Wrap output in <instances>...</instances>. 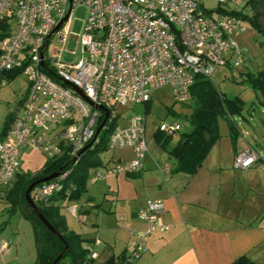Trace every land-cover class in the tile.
<instances>
[{
    "label": "built area",
    "instance_id": "obj_1",
    "mask_svg": "<svg viewBox=\"0 0 264 264\" xmlns=\"http://www.w3.org/2000/svg\"><path fill=\"white\" fill-rule=\"evenodd\" d=\"M205 1L0 0V34L5 33L0 39V73L21 71L26 77L19 113L6 137L0 139V198L20 172L23 150L37 151L47 159L67 151L71 168L33 189L30 197L36 203H47L62 191L63 180L79 162L84 147L91 143L92 149L98 142L94 135L102 110L97 106L110 117L101 129L109 131L107 149H129L134 160L95 169L88 183L140 172L148 151L145 115L132 117L126 126L112 127L114 108L144 106L151 102L152 92L164 88L170 90L175 103L188 105L189 88L196 77L210 80L218 68L234 69L245 63V50L232 36L246 27L241 19L228 15L234 11L224 9L236 0H212L217 3L214 10H207ZM79 5L88 12L76 38L80 58L63 62L57 49L47 54L48 46L54 36L65 42L74 8ZM157 129L167 135L182 131L177 123L161 124ZM260 160L247 147L236 154L234 168L248 169ZM75 208L67 209L73 213ZM162 212L159 200H147L137 211L144 228L135 233L133 247L119 264H134L146 252L147 239L167 231L158 220ZM86 250L94 259L90 248Z\"/></svg>",
    "mask_w": 264,
    "mask_h": 264
},
{
    "label": "crops",
    "instance_id": "obj_2",
    "mask_svg": "<svg viewBox=\"0 0 264 264\" xmlns=\"http://www.w3.org/2000/svg\"><path fill=\"white\" fill-rule=\"evenodd\" d=\"M260 22L264 28V16ZM232 39L245 50V72L264 68L263 38L246 29ZM217 127L219 138L194 175L171 173L175 162L166 150L174 146V134L166 149L153 139L146 140L148 151L140 172L109 176L95 184L87 181L80 200L55 203L67 228L84 239L83 246L95 255L94 264H105L133 247L135 233L144 228L136 213L147 200L161 201L163 212L158 220L167 231L150 236L146 252L134 264H232L241 256L264 264V159L260 157L248 169H235L236 154L251 147L247 133L237 127L234 151L226 122L218 119ZM99 158L102 166L90 169L88 177L116 161H133L134 153L107 149ZM44 163L35 168L41 169ZM72 206H76L73 213L67 209ZM6 207L0 206V225L5 222L2 212ZM22 220L21 215L14 224L7 220L0 231V264H35L33 231Z\"/></svg>",
    "mask_w": 264,
    "mask_h": 264
},
{
    "label": "trees",
    "instance_id": "obj_3",
    "mask_svg": "<svg viewBox=\"0 0 264 264\" xmlns=\"http://www.w3.org/2000/svg\"><path fill=\"white\" fill-rule=\"evenodd\" d=\"M250 14L243 12H229L246 22L251 29L264 39V28L260 22L264 16V0H247L246 6ZM5 37V33L0 34V39ZM21 71H7L0 73V88L5 82L13 81ZM242 83H246L253 91L258 104L264 108V70L256 72H245L241 74ZM190 102L188 107L191 112L188 116L190 131L177 132V140L171 149L166 150L170 159L175 162L171 173L183 172L188 175H194L201 167L203 160L208 152L219 138L217 121L222 119L226 122L229 130V137L232 147L236 151V144L239 137V131L235 123V118H241L244 110V102L239 97L226 98L220 93L210 80L204 77H196L194 83L189 88ZM151 102L144 104L145 112L149 110ZM108 112V111H107ZM15 112H10L2 125L0 136L7 134ZM106 118L105 111H100L98 126ZM117 116L112 121V127L115 125ZM101 132H109L105 129ZM99 134L97 138L99 137ZM171 135L164 134L157 129L153 135L154 141L163 149H166ZM104 140V143H103ZM107 150V139L102 137L98 142L80 154L79 162L72 168L71 172L64 180L62 191L51 197L47 203H36V206L43 218L53 227L56 233L61 237L53 235L42 221L36 216L24 194L28 187L43 177L53 173H62L71 168V157L65 151L62 156L55 159H47L41 170L31 176L24 172H19L12 184V187L5 195L8 203V212L10 214L19 211L24 220L28 221L33 231L34 245L36 251L35 264H53L59 257L56 264H94L89 252L83 245L86 243L79 235L70 231L64 217L60 214V207L55 203L60 201H78L86 194V184L90 169L101 167L102 162L99 154ZM49 182V181H48ZM42 184V183H41ZM41 184L35 185L33 189ZM32 189V190H33ZM89 200V199H87ZM6 222L0 225V231L4 228ZM125 254L117 258L108 259L105 264H119L122 262ZM232 264H257L251 262L247 257L241 256Z\"/></svg>",
    "mask_w": 264,
    "mask_h": 264
},
{
    "label": "rangeland",
    "instance_id": "obj_4",
    "mask_svg": "<svg viewBox=\"0 0 264 264\" xmlns=\"http://www.w3.org/2000/svg\"><path fill=\"white\" fill-rule=\"evenodd\" d=\"M246 2L247 0H236L233 5L225 6L224 9L250 14L248 7H245ZM204 7L207 10H214L217 8V3L212 0H208L204 2ZM87 16L88 12L84 6L79 5L74 8L65 42L60 43L57 41L56 36L52 37L48 46L47 54L55 48L58 50L59 60L63 62L77 61L80 58V47H76V38L81 35ZM244 25L246 29L252 31L251 27L246 22H244ZM74 50H76V54L71 53ZM246 61L247 60L245 59V62ZM243 65L234 69L231 67L218 68L213 73L210 81L226 98L239 97L244 102L242 117L235 118V123L240 132L243 134L247 133L246 139L251 148L262 159H264V108L258 104L250 86L241 82V74L245 73ZM261 70H264V68ZM25 88L26 77L23 74L17 76L13 81L5 82V84L0 88V128L6 116L10 112H18L19 103L22 99ZM188 105L175 103L168 88L156 90L151 93V104L147 112L144 111L142 107L143 105L138 104H129L125 107H115L114 111L117 116L115 125L126 126L132 117L145 115L146 140H154L153 135L158 126L161 124L168 125L171 123H177L182 127V132H187L191 130L188 122V116L191 109ZM108 136L109 132H101L98 139L102 137L106 140ZM175 136H177V132L175 133ZM171 143L172 139L168 142L167 146L171 145ZM43 160H47L43 154H40L37 151L23 150L22 158L20 160L21 172L27 173L31 176L35 175L41 170L35 168V166L37 167L40 165ZM34 203L36 204V202ZM3 205L7 206L6 210L2 212L5 222L9 220L12 224L16 223L18 221V216L21 215L20 212L15 211L12 214L8 212L7 209L9 205L5 200V196H3V199L0 200V206ZM22 221L23 222L21 223L31 227L28 221L24 219Z\"/></svg>",
    "mask_w": 264,
    "mask_h": 264
},
{
    "label": "water",
    "instance_id": "obj_5",
    "mask_svg": "<svg viewBox=\"0 0 264 264\" xmlns=\"http://www.w3.org/2000/svg\"><path fill=\"white\" fill-rule=\"evenodd\" d=\"M67 19V15L58 23V25L55 27V29L53 30V33L55 32V31H57L59 28H60V26L63 24V22L65 21ZM82 98H85L84 97V95H83V93L81 92V91H79L78 89H76V88H73ZM97 109H100V110H104L102 107H96ZM105 121H106V118L104 119V121L101 123V125H99V127L96 129V131H95V135H94V138H96L97 137V135L99 134V132H100V130L102 129V127H103V125H104V123H105ZM90 146H91V143L90 144H88V145H86L85 147H84V149H83V151H85V150H87V149H89L90 148ZM82 151V152H83ZM60 175V173H53V174H51V175H49V176H47V177H43V178H41V179H39L38 181H36V182H34V183H32L29 187H28V189L26 190V192H25V194H24V197H25V199H26V201H27V203L29 204V206L31 207V209L33 210V212L36 214V216L42 221V223L47 227V229L53 234V235H55V236H57V237H59V238H61L57 233H56V231L53 229V227L43 218V216H42V214L40 213V211L38 210V208H37V206H36V204L33 202V200L31 199V197H30V192L32 191V189L35 187V185H37V184H41V183H45V182H48V181H51V180H53V179H55V178H57L58 176ZM60 257L61 256H59L55 261H54V263L53 264H56V262L60 259Z\"/></svg>",
    "mask_w": 264,
    "mask_h": 264
}]
</instances>
